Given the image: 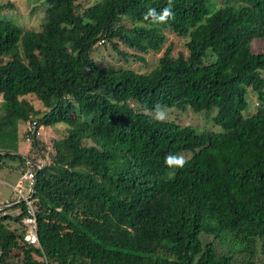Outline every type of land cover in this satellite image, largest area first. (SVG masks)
Masks as SVG:
<instances>
[{
    "label": "trees",
    "instance_id": "trees-1",
    "mask_svg": "<svg viewBox=\"0 0 264 264\" xmlns=\"http://www.w3.org/2000/svg\"><path fill=\"white\" fill-rule=\"evenodd\" d=\"M7 1L0 13L16 8ZM44 3L40 30L0 17V171L16 170L17 183L34 174L23 194L39 239L24 238L27 201L0 200L13 204L0 211V261L264 264V0ZM165 10L163 21L149 15ZM165 30L187 41V55H173ZM101 41L138 63L165 51L139 73L94 60ZM157 106L216 109L222 131L157 120ZM60 124L67 135L50 147L40 127Z\"/></svg>",
    "mask_w": 264,
    "mask_h": 264
},
{
    "label": "rangeland",
    "instance_id": "rangeland-1",
    "mask_svg": "<svg viewBox=\"0 0 264 264\" xmlns=\"http://www.w3.org/2000/svg\"><path fill=\"white\" fill-rule=\"evenodd\" d=\"M14 5H16L15 9H7L3 10L0 13V17L6 20H11L16 23L25 24L26 26L34 29V30H40L42 28L43 24V17H45V13L43 10V7L46 9V5L44 3V0H11ZM29 1H32L30 3L31 9L36 8L37 12L32 13V10L27 5ZM98 0H80V2L84 6H90L97 2ZM221 1V0H220ZM7 0H0V4L7 3ZM31 12V13H30ZM33 14V15H32ZM165 33L168 37L167 44L170 45L173 44V55H177L180 52H185L186 55L188 54L187 47H186V40L180 37L179 35L175 34L172 30H165ZM108 42L105 44L99 46L97 45L92 52V56L94 60H99V62H103L102 60L105 59V61H109L110 67L119 69V68H131L139 73H146L150 72L159 62V58L162 57L165 48L161 52H150L148 55L143 56V59L145 62H136L134 61L133 57H130L129 59L123 58L122 56L118 55L117 52H113L112 48L109 51ZM255 50H259L257 52L262 51V44L259 42L255 43ZM120 49L123 50L125 53L130 55H140L136 50L131 49L123 44L120 45ZM109 52L111 54H109ZM129 60V61H126ZM1 102V99H0ZM250 102L252 103V96L250 95ZM249 102V103H250ZM36 104H38L39 109H42V104L38 101H36ZM255 107H257V101L255 98L254 107L253 110H255ZM217 110L214 109L210 113L207 111L198 113L195 112V110L190 106L186 109V111H181L179 109H173L169 114L166 115V118L168 120H174L177 122H180L182 125H190L193 127H196L198 129H207L212 130L215 132H221L222 129L219 126H216L213 122V117L216 115ZM64 124H60L57 126L56 129H52V127L45 128L43 132V141L50 145H52L53 139L57 138H63L66 134V128L63 126ZM24 126L25 124H21L20 126V137L22 139L24 134ZM21 148H20V154L25 155L27 153V148L29 147V144H27L24 140H21ZM9 165H13L12 162L8 161ZM44 164V161L41 165ZM0 200L4 201L6 199H18L20 197L19 190H16L14 187L17 184L18 175H21L14 170V173L11 175L9 174L8 169H4L0 171ZM2 182V183H1ZM22 193L27 195V191H29V188L25 185L24 188L20 189ZM20 209H11L9 208L10 212H13L14 214L18 213ZM260 256H264L263 254H260ZM260 259V257H258ZM262 264V263H259Z\"/></svg>",
    "mask_w": 264,
    "mask_h": 264
},
{
    "label": "built area",
    "instance_id": "built-area-1",
    "mask_svg": "<svg viewBox=\"0 0 264 264\" xmlns=\"http://www.w3.org/2000/svg\"><path fill=\"white\" fill-rule=\"evenodd\" d=\"M37 122H33V123H29L28 124V130L30 133L32 134H39L40 131L37 128ZM30 137H27V141H30ZM34 162H32L31 160L28 162V166L29 168L33 167ZM39 167H41L39 165ZM34 177V174L31 172V170L27 173L24 174V177L16 184V186L14 187L16 190H19V194L20 197H23L29 204L30 210H29V215L26 216L23 221L22 224L25 225L27 227L26 229V234H25V241L29 242V244H39V239H38V225H37V219L34 213V208L32 207V204L28 201V199L26 197H24V194L22 193V191L20 189L24 188L25 182L26 180L32 179ZM12 203L6 202L5 206L0 207V211L3 212V215H6L7 213V208L8 207H12ZM0 264H5L2 263L0 261Z\"/></svg>",
    "mask_w": 264,
    "mask_h": 264
},
{
    "label": "clouds",
    "instance_id": "clouds-1",
    "mask_svg": "<svg viewBox=\"0 0 264 264\" xmlns=\"http://www.w3.org/2000/svg\"><path fill=\"white\" fill-rule=\"evenodd\" d=\"M168 14H169V10H165L164 15H161L159 17H157L155 15L154 11H150V13H149V15L153 16L154 20H159V21H163L167 17ZM103 43H104V41H101L99 44L102 45ZM165 115H166V113H165L164 109L157 106L156 111H155L156 119L157 120H163V119H165ZM40 130H41V133H43V130H45V127L41 126ZM166 162L169 166H173V165L183 166V164H184L183 158L171 156V155L167 157ZM40 166L42 167L43 165H40Z\"/></svg>",
    "mask_w": 264,
    "mask_h": 264
}]
</instances>
